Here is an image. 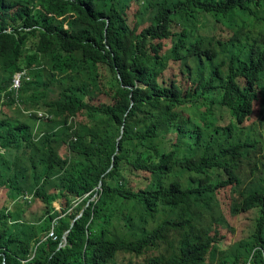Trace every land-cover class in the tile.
Returning <instances> with one entry per match:
<instances>
[{"label":"trees","instance_id":"trees-1","mask_svg":"<svg viewBox=\"0 0 264 264\" xmlns=\"http://www.w3.org/2000/svg\"><path fill=\"white\" fill-rule=\"evenodd\" d=\"M259 151L264 0H0V264H264Z\"/></svg>","mask_w":264,"mask_h":264},{"label":"rangeland","instance_id":"rangeland-1","mask_svg":"<svg viewBox=\"0 0 264 264\" xmlns=\"http://www.w3.org/2000/svg\"><path fill=\"white\" fill-rule=\"evenodd\" d=\"M148 4H146L145 7H142L139 10V15H141L143 21H148L152 15L153 10L152 8L147 7ZM140 17V18H141ZM142 27H145L146 24H141ZM201 26V23L199 24V27ZM37 113V111H36ZM56 146V145H55ZM255 154L249 152V150L246 151L244 159L239 163V170H238V178L240 179V185L236 187L234 190H229L226 194V202L228 205V213L224 216L225 221H223L224 226L220 227L222 232L224 234L229 233L228 238L230 239L231 244H233L238 239V233L240 231V225L241 222H243L241 216H235L231 212V205L232 206H239L243 200V197L251 192L260 191L262 189L261 184H258V180L256 177H251V171L254 168V163L256 162ZM264 153L262 151L258 152L259 157H263ZM189 180L190 177L185 175L181 180L184 182V184L187 185L186 180ZM93 200V199H92ZM59 210V207L57 204L54 205ZM192 213L195 214L197 218V222L200 225L210 226L211 222L206 221L202 218L201 222L197 216V214L192 210ZM221 218V217H220ZM164 251H170V248L168 244L164 245ZM220 255L218 256V258ZM211 264H218V261H213Z\"/></svg>","mask_w":264,"mask_h":264},{"label":"built area","instance_id":"built-area-1","mask_svg":"<svg viewBox=\"0 0 264 264\" xmlns=\"http://www.w3.org/2000/svg\"><path fill=\"white\" fill-rule=\"evenodd\" d=\"M23 80H29V77L27 76V73L25 70L15 73V75L12 78L11 90L15 93L16 96L19 93V90L21 88V84H22ZM37 116L39 118H47L48 117V115H46L45 113L39 112V111H37ZM49 237L55 239L53 232L49 233ZM63 242H64V240H63ZM64 243H63V245H64Z\"/></svg>","mask_w":264,"mask_h":264},{"label":"water","instance_id":"water-1","mask_svg":"<svg viewBox=\"0 0 264 264\" xmlns=\"http://www.w3.org/2000/svg\"><path fill=\"white\" fill-rule=\"evenodd\" d=\"M79 217H80V215H79L77 218H79ZM77 218H76V219H77ZM76 219H75V220H76ZM75 220H73V221H72V224H71V226L73 225V223L75 222ZM71 226H70V228H71ZM65 236H66V234L63 236V240H64V242L66 241V238H65ZM59 247H61V246H59Z\"/></svg>","mask_w":264,"mask_h":264},{"label":"bare ground","instance_id":"bare-ground-1","mask_svg":"<svg viewBox=\"0 0 264 264\" xmlns=\"http://www.w3.org/2000/svg\"><path fill=\"white\" fill-rule=\"evenodd\" d=\"M80 17H83V16H80ZM87 17V16H86ZM140 17H141V15H140ZM128 19V18H127ZM201 20V19H200ZM64 23V22H63ZM64 25V24H63ZM66 28V27H65ZM262 54V53H261ZM247 68V67H246ZM18 72V71H17ZM248 104V103H247ZM237 115V114H236ZM241 118V117H240ZM247 118V117H246Z\"/></svg>","mask_w":264,"mask_h":264}]
</instances>
